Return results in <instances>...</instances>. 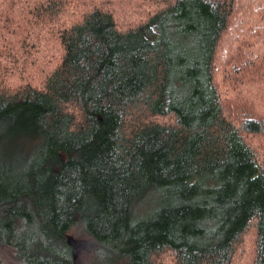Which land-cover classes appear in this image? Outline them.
Instances as JSON below:
<instances>
[{
	"label": "trees",
	"instance_id": "1",
	"mask_svg": "<svg viewBox=\"0 0 264 264\" xmlns=\"http://www.w3.org/2000/svg\"><path fill=\"white\" fill-rule=\"evenodd\" d=\"M109 1L0 0V248L264 264V106L240 119L216 69L234 0H125L123 21Z\"/></svg>",
	"mask_w": 264,
	"mask_h": 264
},
{
	"label": "rangeland",
	"instance_id": "2",
	"mask_svg": "<svg viewBox=\"0 0 264 264\" xmlns=\"http://www.w3.org/2000/svg\"><path fill=\"white\" fill-rule=\"evenodd\" d=\"M129 1L135 3L138 13L145 10L138 5L139 1ZM109 3L110 5H121L122 8H119L118 15L120 21L134 11L133 6L127 4L125 0H110ZM234 4L238 8V12H235V15L238 14V19L234 17L236 20H232L229 33L223 40L216 69L225 97L229 102H237L243 107L239 116H241L240 119H244L250 117L252 112L259 113V108L264 106V34L246 27L248 24H256L260 12L264 13V9H259L264 7V0H234ZM129 20L132 18L130 17ZM257 73H262V81H259ZM259 89L260 91L257 92ZM242 111H244L243 114ZM247 111L248 116H243L247 114ZM253 142L257 145L255 141ZM258 143L262 148H259L261 156L264 157V138H259ZM71 238L76 249V259L83 260V252L91 246L90 240L81 234L73 235ZM249 238L251 240L249 245L239 250V253L244 254L243 257L247 260L252 258L250 246L253 238ZM248 240L247 238L246 242ZM0 257L9 264L16 262L15 252L9 248H0Z\"/></svg>",
	"mask_w": 264,
	"mask_h": 264
}]
</instances>
